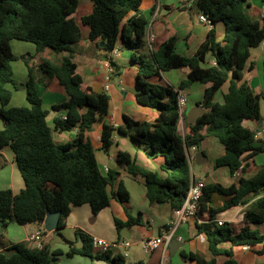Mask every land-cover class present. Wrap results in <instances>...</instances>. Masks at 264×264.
I'll return each mask as SVG.
<instances>
[{"label": "trees", "instance_id": "1", "mask_svg": "<svg viewBox=\"0 0 264 264\" xmlns=\"http://www.w3.org/2000/svg\"><path fill=\"white\" fill-rule=\"evenodd\" d=\"M143 1L90 0L93 12L82 18V25L90 30L89 40L106 54L111 55L119 39H123L132 52V61L139 66L136 100L139 105L159 112L155 123L124 116L125 126L115 128L106 123L109 96L85 85L71 59L82 42L83 33L76 18L80 0H0V118L7 123L0 131V151L11 147L25 184L18 194L11 189L0 191V249L4 248L0 252V264H57L58 256L63 254L51 252L49 244L42 248H33L26 242L5 245L3 231L12 222L21 226L37 223L43 227V234H48L45 221L50 213L60 214L62 229L74 207L89 205L96 218L117 198L128 214L126 222L115 220L117 230L143 225V214L131 216L130 193L123 182L113 190L122 169L133 177L145 179L151 204L169 203L177 210L185 203L193 177L187 148H199L205 138L219 140L225 153L215 167H227L231 175L240 169L246 172V157L264 154V139H258L255 132L245 126V121L261 120L264 95L254 94L248 84L239 85L251 50L264 43V18L252 20L249 0H192V7L212 23L207 40L196 54L192 57L179 54L177 39L171 38L148 55L143 53L148 27L147 17L141 10ZM261 2L264 6V0ZM220 22L226 27L223 44L217 42L216 26ZM14 40L35 45L38 54L51 50L57 54L67 52L70 57L63 58L60 64L43 60L31 65L26 61L29 80L22 85L14 78L13 63L18 60L11 45ZM210 59L215 65L210 64ZM111 64L115 66L114 62ZM183 68H188L190 73L178 88L149 81L164 72ZM53 80L59 81L69 97L67 102L52 109L67 112L65 119L54 120V129L49 125V112L43 108L37 89L38 84L49 85ZM196 82L205 86L203 100L198 105L205 109V114L194 125L186 121V133L182 136L179 93ZM227 82L229 90L224 95V103L220 104L216 96ZM10 85L15 90L26 87L27 107H10L13 94L8 88ZM97 123L103 125L104 152H110L115 133H122L144 145L149 155L165 156L167 163L162 170L168 176L164 179L158 172L141 167L126 152L119 153L118 169L104 175L95 149L85 136ZM75 128L79 132L73 141L65 145L55 142V131L71 132ZM216 194L228 197L217 209L212 206ZM238 206L245 207L243 221L219 226L218 215ZM198 218L201 223H196L197 232L207 237L212 264H220V256L226 257L223 264H238L235 257L238 250L264 245V164L254 177H241L230 187L207 184L199 202ZM77 237L84 247L78 250L71 243L67 256L80 255L106 264H127L123 255L95 251L90 235L78 230ZM184 257L206 264L197 254Z\"/></svg>", "mask_w": 264, "mask_h": 264}, {"label": "crops", "instance_id": "2", "mask_svg": "<svg viewBox=\"0 0 264 264\" xmlns=\"http://www.w3.org/2000/svg\"><path fill=\"white\" fill-rule=\"evenodd\" d=\"M250 5L251 8L249 10L250 13L253 12L252 17L255 19L254 21H262L264 18V6L262 2H260L258 8L254 11L251 2ZM192 6V0H144L141 10L147 17L148 27L144 38L145 47L143 53L148 55L153 54L158 51L163 43L171 38H176L177 52L186 57L194 56L200 46L207 40L212 27L199 21L201 13L196 11ZM92 12L93 4L86 3L83 6L81 15H76L77 22L83 33V39L76 47L71 59L78 67V72L81 74L85 85L92 87L98 93H106L109 96L110 110L106 123L115 128L124 127V116L134 121L155 123L159 115L158 110L143 107L136 100V94L139 90L137 81L139 66L132 61V52L126 48L123 39H119L117 49L111 55L101 50L97 43L89 40L90 30L82 25V18ZM216 33L217 42L223 44L226 33V27L223 22L217 24ZM11 44L13 51L14 47L18 49L17 52L14 51L18 57V60L13 63L14 78L22 85H25L29 80V70L26 61L31 65H38L43 60L60 64L63 58L70 57V54L67 52L57 54L51 50L38 54L36 46L31 43L22 42L20 45L12 41ZM111 62H114L115 66H112ZM214 63L215 61L210 59V64L215 65ZM110 68L113 69V73L111 74L110 88L106 90V78L110 74ZM189 73L188 68L176 69L164 72L160 77L151 78L149 81L156 85L178 88L182 81L188 79ZM242 84H248L256 95H264V44L251 50V57L247 63L244 77L239 82V85ZM229 86L230 83L227 82L217 94L216 101L218 103H224V95L228 93ZM8 88L13 93L10 107H27L29 105L25 86H22L19 90H15L11 85ZM37 89L43 99V108L49 112V125L54 129V120L56 118L65 119L67 112L66 110L55 112L52 109L56 105L67 102L69 100L68 94L58 80H53L49 85L38 84ZM204 90L205 86L200 82H196L189 88L181 91L187 96L188 102L185 120L180 122V126L182 122L187 121L189 113L202 102ZM85 111L83 110L82 113H85ZM6 125L5 121V127ZM245 126L254 131L258 139H264L262 105L261 120L257 122L245 121ZM102 131V123H97L85 132V136L87 140L91 141L95 149L100 170L104 175H107L109 171L118 169L119 153L126 152L141 167L158 172L164 179L168 176V173L162 170V167L167 163L165 156L149 155L144 145L134 142L129 136L122 133H115L114 144L110 152H104L101 142ZM78 132V128L64 133L55 131L53 137L56 143L65 145L73 141ZM185 133L186 129L183 135L180 134L184 136ZM203 134H206V130ZM224 153L225 148L219 140L205 138L198 148V152L193 154L194 159L192 161L189 160L193 175L192 179L203 181L206 185L220 183L226 187H230L233 184H237L241 177H254L259 167L264 164V154L246 157L244 161V164H248L246 172L240 171L237 173V176L231 175L229 168L216 169L215 167L216 161ZM200 154L203 156L199 159L201 164H198V155ZM1 158L9 161L6 148L0 151ZM195 165L201 168L199 175L195 173ZM11 166L13 170L11 171V175L17 182L12 180L10 184L6 185L4 190L11 189L15 194H18L25 188V184L23 179H21L20 171H16L18 167L15 155ZM121 172L122 175L116 182L113 190H116L118 184L123 182L130 193L129 207L131 216L137 217L140 213L143 214L144 224L118 231L115 220L119 219L126 222L128 221V214L122 203L117 198H113L110 207L103 210L96 218L93 217L92 209L89 205L74 207L71 215L68 217L66 227L59 231L64 238L70 243L76 244L79 241L77 231L80 230L92 238L104 239L111 243L127 242L130 244L129 248H120L113 251L115 254L123 255L122 251H129L130 253V250H133L132 262L128 263L125 258L127 264H197V262H191L184 257V255L189 254L200 255L206 260V264H212L213 256L209 250V242L205 235L198 234L196 220L190 219L186 223L181 224L170 245H163L154 253H147L144 250L143 247L146 241L159 238L165 231L171 229L174 221V209L169 203L151 204L147 198L145 179L133 177L125 169H122ZM17 174H19V177ZM227 200L228 197L216 194L213 197L212 206L216 209L220 208ZM244 212L245 207L238 206L220 213L218 218L225 220L226 223L237 225L243 221ZM11 226H18L17 230H20L16 231L18 234L13 236L11 243L27 242L28 238L37 231L43 232V227L37 223L21 226L12 222L8 227ZM122 233L123 235H121ZM43 236L44 245L49 244L51 252H63V254L58 256L57 264H106L80 255L69 257L67 253L71 250L70 244L51 246L53 234L48 233L43 234ZM29 244L31 247L36 248V245ZM171 245H174V253L171 250ZM225 247H228V245H225ZM140 248L147 254L146 256L139 255V252L136 250ZM3 249L1 248L0 250L2 251ZM235 257L238 264H264V245L261 244L251 248L244 247L236 252ZM218 261L220 264H223L226 261V257L220 256Z\"/></svg>", "mask_w": 264, "mask_h": 264}, {"label": "built area", "instance_id": "3", "mask_svg": "<svg viewBox=\"0 0 264 264\" xmlns=\"http://www.w3.org/2000/svg\"><path fill=\"white\" fill-rule=\"evenodd\" d=\"M199 21L205 25H208L209 27H212L211 21L204 14H200ZM112 73H113V69L110 68V74L106 78V87H105L106 90H109L110 88L109 84L111 82ZM187 102H188L187 96L183 92H180L179 93V113L181 116V121L185 120ZM197 152H198L197 147L186 149L187 157L190 161L194 159L193 154ZM240 171H242V169L238 170L234 175L237 176V173H239ZM205 186H206L205 182L192 179L190 189H189L184 205L180 209L174 210V221L172 223L171 229L165 231V233L162 234V236H160L159 238L146 241L143 248L147 253H154L161 246L170 245L173 238L175 237L178 227L181 224L186 223L188 220L190 219L196 220L198 223H201V221L198 218V210H199V202H200L202 192ZM216 222L218 223L219 226H223L226 223L225 220L220 219L218 217H217ZM26 243L34 244L36 245V248H42L44 246L43 232L37 231L36 233H34L28 238V241ZM93 247H94V250L97 252H109V251H114L120 248L127 249L130 247V244L127 242L111 243L104 239L93 238ZM124 257L125 258L127 257V253L126 255H124Z\"/></svg>", "mask_w": 264, "mask_h": 264}, {"label": "rangeland", "instance_id": "4", "mask_svg": "<svg viewBox=\"0 0 264 264\" xmlns=\"http://www.w3.org/2000/svg\"><path fill=\"white\" fill-rule=\"evenodd\" d=\"M249 2H251L253 4L252 9L254 11L256 8H258V5L260 4L261 0H249ZM86 3H91V2H90V0H80V6L78 9V13H77L78 16L81 15L83 6ZM250 8L251 7L248 8L249 13H250V10H249ZM252 9H251V11H252ZM252 14H253V12L250 13V16H251L252 20H255V19H253ZM76 18H77V16H76ZM82 39H83V34H82ZM13 43H15V44L17 43V44L21 45L22 42L15 40V41H13ZM15 44H13V45L15 46ZM15 48L16 47H14V51L17 52L18 49H15ZM261 105H262V113H263V117H264V99L261 100ZM4 128H5V121L3 119H0V131L4 130ZM185 129H186V121L182 122L181 126H180V133L182 135L184 134ZM6 153L9 157V161H7L5 158L0 159V191L4 190L6 188V185L10 184L12 182V180L14 182H17L16 180H14L13 176L11 175V171H13L12 166H11V162L14 161V155L15 154H14L13 150L11 149V147H6ZM200 170H201V168L198 165H195L196 175H199ZM16 171H19V170H16ZM17 176L19 177V174H17ZM14 227H16V228H14ZM18 228H19L18 226H11V227H7L4 229L3 234L5 236V245H9L11 243L13 236H16L18 234L16 232V231H20V230H17ZM136 251H138L139 255H141V256L147 255L143 252V250L141 248L139 250H136ZM126 253H127V257H128V258L126 257L128 263L132 262L133 250H130V253H129V251H122L123 256L126 255Z\"/></svg>", "mask_w": 264, "mask_h": 264}, {"label": "water", "instance_id": "5", "mask_svg": "<svg viewBox=\"0 0 264 264\" xmlns=\"http://www.w3.org/2000/svg\"><path fill=\"white\" fill-rule=\"evenodd\" d=\"M205 114V109L202 106H197L195 107L190 113L187 118V122L191 125H194L198 122L199 118L202 117ZM203 155H198V164H201L199 159ZM60 214L59 213H50L45 221V229L48 233L53 234V240L51 241V246H54L56 244H64V245H69L71 244L69 241H67L64 236L59 232L60 227ZM126 230V229H125ZM1 231V229H0ZM123 235V233L121 234ZM75 247L78 250H81L84 245L82 244V241H78L75 244ZM171 250L174 253V245H171Z\"/></svg>", "mask_w": 264, "mask_h": 264}]
</instances>
